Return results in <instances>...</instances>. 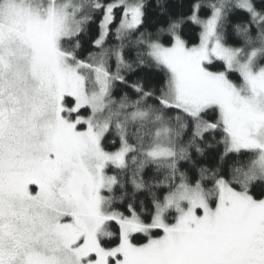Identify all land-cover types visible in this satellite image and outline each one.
<instances>
[{
	"label": "snow or ice",
	"instance_id": "1",
	"mask_svg": "<svg viewBox=\"0 0 264 264\" xmlns=\"http://www.w3.org/2000/svg\"><path fill=\"white\" fill-rule=\"evenodd\" d=\"M0 264H264V0H0Z\"/></svg>",
	"mask_w": 264,
	"mask_h": 264
},
{
	"label": "trees",
	"instance_id": "2",
	"mask_svg": "<svg viewBox=\"0 0 264 264\" xmlns=\"http://www.w3.org/2000/svg\"><path fill=\"white\" fill-rule=\"evenodd\" d=\"M133 79H135L136 77H132Z\"/></svg>",
	"mask_w": 264,
	"mask_h": 264
}]
</instances>
